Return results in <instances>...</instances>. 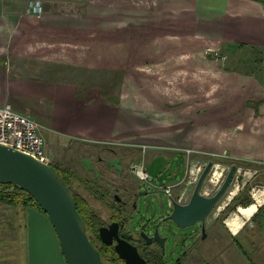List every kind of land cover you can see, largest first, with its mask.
Returning <instances> with one entry per match:
<instances>
[{"label": "rangeland", "instance_id": "1", "mask_svg": "<svg viewBox=\"0 0 264 264\" xmlns=\"http://www.w3.org/2000/svg\"><path fill=\"white\" fill-rule=\"evenodd\" d=\"M243 1L257 0L240 2ZM179 2L18 0L20 21L19 26L14 27L18 32L16 37L21 36L18 30L21 26L22 29L51 27L58 29L55 33L60 36H44L47 42L57 40V43L90 44L89 36L81 34L84 36L76 37L73 33L61 31L94 28L100 30V47L112 42L131 47L132 62L127 82L124 85L100 83L98 86L104 93L102 95L109 92L110 97H120L124 93L121 101L114 100L115 108L123 113L119 115V119L124 124L119 125L113 140H97L86 132H62L58 124L51 125L50 121L49 124L40 123V133L51 158V166L57 170H70L73 174L71 190L87 199L86 212H95L102 221L109 222L110 216L123 208L115 195L122 201H127L122 211L128 219L130 229L138 232L146 229L148 233H152V224H155L160 234L168 237V243L163 249L166 263L176 264L179 260L177 264H264V212L254 220H247L238 213L240 208L248 207V201L255 204L251 195L253 188L264 191V160L252 147L247 149L245 146V153H242V157L238 156L242 159L235 160L231 159L232 151L226 150L228 148H221L220 151L207 148V153L202 150L196 152L193 148L196 143L193 145L187 140L193 134V127L198 125L192 121L206 117V113L202 115L206 104L209 107L207 111L212 112V120L218 118L214 115L220 111H232L236 114V118L231 116L232 118H242L243 137L264 138V130H252L253 125L259 126L257 120L264 117L260 112L261 106H264V45L251 48L244 44L247 47L243 49L240 47L243 44L234 45L239 39L238 36H223L216 32H220L218 29L224 32L223 25L230 31L229 26L234 24L233 21L216 20L215 17L207 21L211 23V27L204 29L205 22L196 19V14L187 12ZM30 4L41 6L40 12L28 15L27 8ZM196 7L203 8L200 5ZM239 9L241 6L236 9L235 16L249 17L251 12L256 11L264 16L262 4L256 9L253 8V11L244 7ZM47 13H51L50 18ZM45 18L48 20L42 22ZM237 19L244 23L254 22L252 19H240V16ZM5 22L8 24V19ZM261 26L264 27V23ZM110 30L114 32H108ZM50 38L55 40L49 41ZM37 39L42 37L32 40ZM92 39L95 40L93 37ZM262 42L264 44V38ZM6 46L4 42V53L11 50V47L9 49ZM171 46L177 47L178 51L173 53ZM12 52L13 54L8 52L7 60L5 59L7 68L13 59L12 55L18 56L21 61L26 60L25 46ZM175 65L177 68L173 67ZM175 70L178 76L176 80L179 82L170 84L169 77ZM101 71L97 73L99 78L103 76ZM71 72L74 73L75 69ZM188 86H195L194 91H210L211 99L187 100L185 93L191 91ZM226 92L235 95L232 98L224 97ZM221 96L223 97L220 98ZM121 104L124 105L123 108L119 107ZM218 123L220 122L213 123L211 134L212 137L221 139L227 133ZM156 127L168 130L160 132L155 130ZM260 128H264L263 125ZM110 150H115L116 156L123 163V177H118L113 168L105 167L106 161L114 158ZM83 159L90 160L94 170L89 171ZM100 159L103 162H99ZM142 161L151 177V184L142 183L141 191L146 194H142L132 208L130 196L123 188L128 186L134 190L139 189L137 186L141 182L132 168ZM209 162H213L214 167L204 182L201 193L206 197L213 196L223 184L231 167L236 165L238 170L234 179L239 174L238 180L243 183L241 198L244 200L237 209H227L232 202V193L237 188L232 183L208 216L206 238L202 239L200 223L181 229L168 219L172 208L163 187L180 182L172 191V201L188 203L197 180ZM199 168L200 174L196 182H193L190 178L191 171L197 172ZM95 173H99L96 178ZM237 214L244 223L240 222L241 228L235 234L229 224L233 223L232 219ZM26 218L25 210L0 204V264H28ZM88 235L90 236V230Z\"/></svg>", "mask_w": 264, "mask_h": 264}, {"label": "crops", "instance_id": "2", "mask_svg": "<svg viewBox=\"0 0 264 264\" xmlns=\"http://www.w3.org/2000/svg\"><path fill=\"white\" fill-rule=\"evenodd\" d=\"M179 1L187 12L196 14V19L198 18L202 20V22H205V25H203L205 27L204 29H207L206 27H211V23H207V21L215 17L216 20L227 19L233 21L234 24L229 26L231 29L230 31H227L226 25H223L225 31L223 32V30L218 29L221 33L218 31L216 32L223 36L228 34L238 36L239 39L234 45H238L239 43L243 44L240 46L242 49L247 46L257 48L264 45L262 42L264 38V27L261 26L262 23H264V16L259 14L260 12L258 11L251 12L249 17L234 15L237 12L236 9H238V6H241V9L244 7L253 11V8L256 9L259 4L264 6V0H257L255 2L243 1L242 3L240 2L242 0ZM17 2L18 0H0V106L7 102L12 105L17 112L29 116L39 125H41L40 123L42 122L49 124L48 121H50L51 125L58 124L62 132H86L91 138L93 137L97 140H113L119 125H122V123L124 124V122L119 119V115H123V113L115 108L114 100L119 99L121 101L124 93H122L120 97H115L114 95L110 97V94H108L109 92L102 95L104 93L100 91L98 86L100 83H102V85H124L125 82H127L130 76L132 62L131 47L125 44H116L115 42L100 47L98 40L100 30L94 28L82 31H76V29H71L70 31L65 29L61 31L73 33L76 37L81 34L89 36L91 37L90 44L57 43V40L51 38L49 41L55 40L56 42H47L48 40L46 38L44 39V36H60V34L55 33L58 29L51 27L22 29L21 26L18 28L21 36L16 37L18 36V32H16L17 28L14 27L19 26L20 21L18 20L19 12ZM198 5L203 8L209 7L210 9L205 10L196 7ZM47 14H49L50 18L51 13ZM239 16L240 19L244 18L243 20L247 21L252 19L254 22H240L237 19ZM4 18L5 20L8 19V24L5 22ZM31 18L37 19L36 17ZM46 18H48V16ZM46 18L42 19V22L48 20ZM223 27L220 26V28ZM205 31L210 32L209 30ZM108 32L114 31L110 30ZM210 35L211 33H209V37ZM4 36L6 37L5 40ZM22 37H25L26 40L25 38L22 39ZM36 37H42V39L32 40ZM92 37L95 39L94 41ZM4 42L5 45H7L6 47L9 49L11 47V50L8 51L11 54H13L12 50L15 49L16 51L18 48L25 46L26 60L21 61L18 56L12 55L13 59L11 64L8 63L10 65L7 68L6 60L9 53H4L3 51ZM171 48L174 49L173 53L178 51L177 47L171 46ZM140 57H143V55H140ZM173 61L174 60H172L171 64H173ZM173 67L177 68L176 65ZM73 68L75 69L74 73L71 72ZM100 70H102L100 74H103L101 78H99L97 74ZM176 73L177 71H172L171 74H174L173 76H166L171 78L169 80L170 84L179 82L176 80V77H178ZM160 77L163 76L160 75ZM157 78L158 76H156V79ZM188 88H190L191 91L185 93L187 100H200V98H202V100L211 99L210 91H194L195 86H188ZM234 95L235 94L232 92H226L223 96H231L230 98H232ZM204 106L202 115L206 113V117L192 121L198 125L193 127L191 130L193 134L187 139L189 143H196L195 145L193 144V148L196 149V152L202 150L204 153H207L209 151L206 150L207 148H211V150L217 149L219 151L221 148H228L226 150H231L232 152L230 154L234 156H231V159L238 160L242 159V153H245L246 146L247 149H251L252 147L254 152L264 160V138L260 136H256L254 139H250L253 136L250 138L243 137V123L241 117L237 118L239 119L237 121L234 112L225 110L215 114L214 117L218 116V118L212 120V112L207 111L209 108L207 104ZM119 107L123 108L124 105L121 104ZM260 112L264 114V106H261ZM228 117L231 119H228ZM199 121H202L201 124H199ZM215 121L220 122L218 125L224 127V132L227 133L221 137V139L219 137H212L211 132ZM257 123L259 126L253 125L252 130H264V128H260L262 125L264 127V117L257 120ZM155 130L166 132L168 128L156 127ZM201 146L202 148H200ZM229 147H231V149ZM195 157L197 156L195 155ZM238 178L239 174L233 179L234 181L232 183L236 187L240 184V189H235V192L232 194L233 196H231V201L241 193V183ZM178 183L180 182L171 185L175 186ZM242 198H240L241 201L244 200ZM253 205L254 204L251 203L250 206L244 210ZM259 208L260 207L257 206L254 215L250 218L244 217L241 213V208H238V213L247 220H254L261 212H264V207L262 208L261 206V210ZM239 214L232 219V221L236 222L239 226L238 230L242 225L240 223L242 221L241 217L238 216Z\"/></svg>", "mask_w": 264, "mask_h": 264}, {"label": "water", "instance_id": "3", "mask_svg": "<svg viewBox=\"0 0 264 264\" xmlns=\"http://www.w3.org/2000/svg\"><path fill=\"white\" fill-rule=\"evenodd\" d=\"M119 162V159L109 161L108 166L120 170ZM83 163L89 171L94 170L90 160L83 159ZM213 167V162L206 165L188 203L173 200L172 205H169L172 212L168 219L181 229L200 223L202 239L206 238L208 216L229 190L238 170L233 165L219 190L213 196L206 197L201 190ZM0 183L18 186L41 209H27L28 264H108L90 241L72 194L53 167L14 149L0 146ZM99 235L106 245H112L116 241L115 251L125 264H148L135 246L120 238L118 223L100 228ZM142 236L148 238L145 232ZM152 240L159 242L164 248L165 239L158 231L148 243Z\"/></svg>", "mask_w": 264, "mask_h": 264}, {"label": "built area", "instance_id": "4", "mask_svg": "<svg viewBox=\"0 0 264 264\" xmlns=\"http://www.w3.org/2000/svg\"><path fill=\"white\" fill-rule=\"evenodd\" d=\"M40 8L41 6L37 4H30L27 8V14L35 15L40 12ZM0 146L8 147L28 155L42 164L48 166L52 164L51 158L46 150L44 138L40 134V125L29 116L17 112L8 103L0 106ZM132 170L141 183L151 184V177L144 161L133 166ZM200 171L201 168L197 172L191 171L193 177L191 176L190 178L193 182H196ZM242 187L243 183H241ZM174 188V185L163 187L164 192L169 197V205H172L171 197ZM238 189H240V184L237 185ZM251 195L256 207L264 205V191L262 189L256 190L253 188Z\"/></svg>", "mask_w": 264, "mask_h": 264}, {"label": "flooded vegetation", "instance_id": "5", "mask_svg": "<svg viewBox=\"0 0 264 264\" xmlns=\"http://www.w3.org/2000/svg\"><path fill=\"white\" fill-rule=\"evenodd\" d=\"M110 153L114 156V158L109 160V161H115V160L119 159L116 156L115 150H110ZM109 161H106L105 167L108 169L113 168L115 170V173L118 175V177H120V176L123 177V174H124L123 171L125 168L123 166L122 161L119 159L120 162L118 165L121 167L120 170H118L116 167H109L108 166ZM99 162H103V160L100 159ZM98 174L99 173H95V178H96V176L98 177ZM142 186H143V184L140 183L137 186L139 188L138 190H134V188H131L128 186L123 188V190L126 192V194L130 196L129 199L132 202L131 203L132 208L135 207V204L138 201V199L140 198V196L142 194H146V192L144 193L141 191ZM84 188L85 187H83V189ZM70 192L72 194L74 193V192H72V190ZM74 194H76V193H74ZM171 198H173V197H171ZM115 199L121 204V206L123 208L128 203L127 201H122V199H120L116 195H115ZM123 208H120L119 209L120 211L114 212L110 216L109 222H107V221L101 222V225L99 226V229H98L97 236L95 234H93V232H90V237H91L92 243L98 249L101 256H104V258L109 259L108 264H125V261L121 260L115 251L116 241L114 240V243L112 245H106L102 242L100 235H99L100 228L108 227L110 224L116 222L119 224V236H120V238L123 240H126L127 242H129L130 244L135 246L138 249V252L142 256V258H144L148 264H168L165 262L166 260L164 259V256H163V254H164L163 246H161V244L155 240H152V242L150 244L148 243L154 237L155 232L158 231L157 225L152 224V226H153L152 227V231H153L152 233H148L146 229H140L139 232L134 231V230L130 229L128 226V221H127L128 219H127V217L125 218L124 212L122 211ZM143 232H145L148 235V238H144L142 236ZM201 233H202V225H201ZM159 234H160V232H159ZM160 236L163 239H165L164 243H163L165 246L168 243V237L162 236L161 234H160ZM113 251L116 253V255L113 254ZM153 257L158 258V260H159L158 263L156 260H153L154 259ZM178 262H179V260H177V263ZM171 264H175V262H173Z\"/></svg>", "mask_w": 264, "mask_h": 264}, {"label": "trees", "instance_id": "6", "mask_svg": "<svg viewBox=\"0 0 264 264\" xmlns=\"http://www.w3.org/2000/svg\"><path fill=\"white\" fill-rule=\"evenodd\" d=\"M53 169L56 172L57 176L68 188V190L71 191L70 184H72V178H73V174L71 173V171L65 169L57 170L56 168ZM72 197L74 199L76 208L80 213V215L82 216L84 223L86 225L87 235H88V230H90V232H93V234L97 236L99 226L101 225L102 222L101 218L95 212H91V211L86 212L87 209H85V207H87V202H88L87 199H85L81 195L74 193L72 194ZM240 198H241V193L232 200V202L228 205L227 209H235V208L237 209V206L239 205L241 206ZM0 204L8 207H19L21 210H25L26 212L27 209L30 207L41 211L38 204L28 193H26L24 190L13 184L3 185L0 183ZM250 204L251 201H248L246 206H249ZM263 207L264 205L262 206V208ZM26 224H27V218H26ZM27 229H28V225H27ZM88 237L92 242L91 237L89 235ZM113 254L116 255L114 251ZM102 259L106 263H108L109 261V259L104 258V256H102ZM153 260H156L157 263L159 261L158 258H154Z\"/></svg>", "mask_w": 264, "mask_h": 264}, {"label": "bare ground", "instance_id": "7", "mask_svg": "<svg viewBox=\"0 0 264 264\" xmlns=\"http://www.w3.org/2000/svg\"><path fill=\"white\" fill-rule=\"evenodd\" d=\"M256 208L254 205L249 207L248 209L244 210L242 209L241 210V213L246 217V218H250L251 216L254 215L255 211H256ZM230 227H231V230L236 234L238 232V228L239 226L237 225L236 222H233V223H230L229 224Z\"/></svg>", "mask_w": 264, "mask_h": 264}]
</instances>
